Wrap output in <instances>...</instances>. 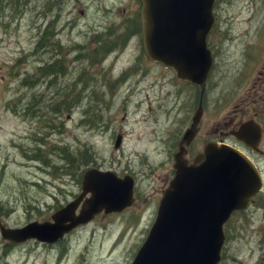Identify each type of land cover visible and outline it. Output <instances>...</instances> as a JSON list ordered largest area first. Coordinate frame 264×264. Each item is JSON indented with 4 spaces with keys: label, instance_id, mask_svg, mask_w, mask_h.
Instances as JSON below:
<instances>
[{
    "label": "rangeland",
    "instance_id": "obj_1",
    "mask_svg": "<svg viewBox=\"0 0 264 264\" xmlns=\"http://www.w3.org/2000/svg\"><path fill=\"white\" fill-rule=\"evenodd\" d=\"M219 5L214 65L201 96L147 57L141 0H0V222L14 229L51 220L82 193L89 168L136 181L133 207L102 213L56 245L12 248L0 233V264L132 263L200 101L194 147L235 108L246 110L244 93L264 82V0ZM228 142L264 171V157ZM224 227L219 264H264V194Z\"/></svg>",
    "mask_w": 264,
    "mask_h": 264
},
{
    "label": "water",
    "instance_id": "obj_2",
    "mask_svg": "<svg viewBox=\"0 0 264 264\" xmlns=\"http://www.w3.org/2000/svg\"><path fill=\"white\" fill-rule=\"evenodd\" d=\"M143 43L151 61L173 69L179 80L204 91L213 66L207 37L215 24L216 0H141ZM203 103L174 155L175 177L164 192L157 217L131 264H219L226 242L224 225L232 213L248 209L262 187L256 164L243 151L207 144L192 164L187 149L199 131ZM263 132L254 121L241 125L236 137L249 146ZM123 139L118 136L115 148ZM205 158L203 163L200 161ZM134 178L91 168L83 176V193L58 210L51 221L7 228L3 238L15 244L29 240L54 244L96 215L122 213L134 204ZM89 195V197H88ZM81 210L78 212V209Z\"/></svg>",
    "mask_w": 264,
    "mask_h": 264
},
{
    "label": "flooded vegetation",
    "instance_id": "obj_3",
    "mask_svg": "<svg viewBox=\"0 0 264 264\" xmlns=\"http://www.w3.org/2000/svg\"><path fill=\"white\" fill-rule=\"evenodd\" d=\"M220 1L221 0H216V4H215L216 10L214 9V15H215L216 21H215V25H214L211 33L208 36V39H207L208 47L211 49V51H212V48H211L210 44L213 43V41L216 40L217 36H218L217 30H218V23H219V13L221 11L220 10L221 6L219 5ZM139 23H140V21L138 20L137 29L139 28ZM102 32H105V31H102ZM97 33H101V32H97ZM96 35H99V34H96ZM210 74H209V76H210ZM209 76L207 78V81L209 79ZM262 82H260V81L254 82V84L251 85L250 88L248 90H246V92L244 93V96H243L244 99L248 100L246 110L242 109L241 107L235 108L233 110V113L230 116H227L222 123H218L216 126L210 127L207 130H205V132H204L205 134H204L202 144L200 143L198 147H194L195 143L199 140V137H200L201 132H202V128L199 125V132H198L196 138L194 139V141L192 142V144L187 149V158H189L188 156L191 153L196 152V151L197 152H196L195 158L197 156H200L201 153L204 152L206 145L210 144V143H214V144L216 143L218 145H228V146L240 148L235 144L229 143L228 140H235L237 143L243 145L248 151L253 152L254 154H259V155H261V157H264V82L263 83ZM180 83H181L182 89H183V80H180ZM206 86H207V82H206ZM195 87L199 88L198 86H195ZM204 93L205 92H203L201 90V96H203ZM240 112L242 114H240ZM247 121L256 122L257 125L260 126V128L263 132V135H262L259 143L255 144L254 146H249L244 141H241L236 137V133L239 130V128L241 127V125ZM195 158L193 160H191L189 158V161L191 164L194 162ZM251 159L255 162V164L257 165V167L259 169V173L261 175L263 185L261 187V190L256 195H254L252 197L251 204H250L249 208L245 209V210L235 211L232 214V216L235 213L248 211L253 205H255L257 197L260 196L261 194H264V171L259 167V165L257 164V162L253 158H251ZM204 160H205V158H203L200 161V163H203ZM174 174H175V171L173 173V176H174ZM134 193H135V190H134ZM65 239L66 238L60 240L58 243L64 241ZM6 242H8V241H6ZM58 243H56V244H58ZM56 244H54V245H56ZM8 246L12 247V248H16L19 245L8 242ZM6 255H8V254H6Z\"/></svg>",
    "mask_w": 264,
    "mask_h": 264
},
{
    "label": "bare ground",
    "instance_id": "obj_4",
    "mask_svg": "<svg viewBox=\"0 0 264 264\" xmlns=\"http://www.w3.org/2000/svg\"><path fill=\"white\" fill-rule=\"evenodd\" d=\"M50 16H51V15H50ZM57 18H58V17H57ZM57 18H56V19H57ZM55 21H56V20H55ZM40 29H41V28H40ZM76 47H77V45L74 46V48H76ZM75 50H76V49H75ZM73 51H74V50H73ZM78 55H79V54H78ZM82 55H83V54H82ZM76 57H77V56H76ZM80 66H81V64H80ZM101 118H103V117H101ZM102 122H103V121H102ZM99 123H100V122H99ZM11 253H12V252H11ZM7 254H8V253H7Z\"/></svg>",
    "mask_w": 264,
    "mask_h": 264
},
{
    "label": "trees",
    "instance_id": "obj_5",
    "mask_svg": "<svg viewBox=\"0 0 264 264\" xmlns=\"http://www.w3.org/2000/svg\"><path fill=\"white\" fill-rule=\"evenodd\" d=\"M49 73H51V72H49ZM63 73H65V72L60 71V74H63Z\"/></svg>",
    "mask_w": 264,
    "mask_h": 264
}]
</instances>
